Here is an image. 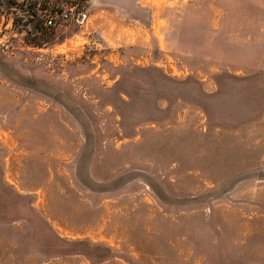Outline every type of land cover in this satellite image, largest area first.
I'll return each instance as SVG.
<instances>
[{"label": "rangeland", "instance_id": "374dc122", "mask_svg": "<svg viewBox=\"0 0 264 264\" xmlns=\"http://www.w3.org/2000/svg\"><path fill=\"white\" fill-rule=\"evenodd\" d=\"M0 264H264V0H0Z\"/></svg>", "mask_w": 264, "mask_h": 264}, {"label": "built area", "instance_id": "2783aa9c", "mask_svg": "<svg viewBox=\"0 0 264 264\" xmlns=\"http://www.w3.org/2000/svg\"><path fill=\"white\" fill-rule=\"evenodd\" d=\"M62 15H63V16H66L65 13H62ZM46 23H47V24H52V23H53V19H52V17H48V18L46 19Z\"/></svg>", "mask_w": 264, "mask_h": 264}]
</instances>
